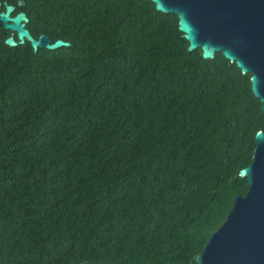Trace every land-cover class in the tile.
<instances>
[{
  "label": "trees",
  "instance_id": "1",
  "mask_svg": "<svg viewBox=\"0 0 264 264\" xmlns=\"http://www.w3.org/2000/svg\"><path fill=\"white\" fill-rule=\"evenodd\" d=\"M0 3L69 43L0 28V264H196L248 190L250 75L150 0Z\"/></svg>",
  "mask_w": 264,
  "mask_h": 264
},
{
  "label": "water",
  "instance_id": "2",
  "mask_svg": "<svg viewBox=\"0 0 264 264\" xmlns=\"http://www.w3.org/2000/svg\"><path fill=\"white\" fill-rule=\"evenodd\" d=\"M150 1L156 11L177 17L187 51L200 49L203 59H213L221 52L243 75H250L251 91L264 116V0ZM3 4L0 28L11 33L3 41L7 46L29 42L32 52L69 46L60 39L51 43L45 35L35 39L26 29L25 13L13 15L15 7ZM254 140L252 162L238 172L246 179L248 190L244 196L234 197L226 219L209 236L196 264H264V131L257 132Z\"/></svg>",
  "mask_w": 264,
  "mask_h": 264
},
{
  "label": "flooded vegetation",
  "instance_id": "3",
  "mask_svg": "<svg viewBox=\"0 0 264 264\" xmlns=\"http://www.w3.org/2000/svg\"><path fill=\"white\" fill-rule=\"evenodd\" d=\"M0 9H1V7H0ZM2 12V11H1Z\"/></svg>",
  "mask_w": 264,
  "mask_h": 264
}]
</instances>
